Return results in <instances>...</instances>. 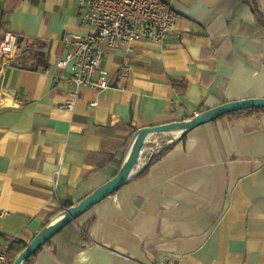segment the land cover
Wrapping results in <instances>:
<instances>
[{"label": "crops", "instance_id": "obj_1", "mask_svg": "<svg viewBox=\"0 0 264 264\" xmlns=\"http://www.w3.org/2000/svg\"><path fill=\"white\" fill-rule=\"evenodd\" d=\"M169 1L177 19L167 41L104 50L108 89L79 90L68 111L73 88L43 70L65 56V36L81 34L78 0H0V44L21 38L0 61L1 264H13L61 201L76 205L113 179L136 132L264 98V26L251 0ZM255 2L264 16V0ZM156 136L152 151L171 138ZM171 139L32 264H264V115Z\"/></svg>", "mask_w": 264, "mask_h": 264}, {"label": "built area", "instance_id": "obj_2", "mask_svg": "<svg viewBox=\"0 0 264 264\" xmlns=\"http://www.w3.org/2000/svg\"><path fill=\"white\" fill-rule=\"evenodd\" d=\"M78 4L77 27L81 34L65 36V56L56 59L51 68L43 70L53 86L73 88L62 106L68 111L73 109L79 90L108 89V73L100 64L104 50L142 41L163 45L173 32L177 19L169 0H78ZM16 50L17 38L12 34L5 35L0 44V61L9 60L7 57ZM90 107L94 108L95 104ZM160 149L143 150L135 172H140L146 166L147 158ZM3 261L4 255H0V264Z\"/></svg>", "mask_w": 264, "mask_h": 264}, {"label": "water", "instance_id": "obj_3", "mask_svg": "<svg viewBox=\"0 0 264 264\" xmlns=\"http://www.w3.org/2000/svg\"><path fill=\"white\" fill-rule=\"evenodd\" d=\"M20 42L21 38H18L17 43L20 44ZM246 109H264V98L229 102L205 111L189 121L170 123L163 126L146 128L136 132L129 157L118 174L113 179L102 185L98 190L93 192L90 196L79 202L76 206L68 209L57 221L47 226L43 231L35 236L27 247L19 254L13 264H23L39 249L43 248L48 241L56 236L69 223L74 222L80 216L87 213L91 208L123 187L127 181L137 174L135 172V166L142 155V148L152 137L156 135H167L171 138L181 137L202 125L214 122L226 115Z\"/></svg>", "mask_w": 264, "mask_h": 264}, {"label": "trees", "instance_id": "obj_4", "mask_svg": "<svg viewBox=\"0 0 264 264\" xmlns=\"http://www.w3.org/2000/svg\"><path fill=\"white\" fill-rule=\"evenodd\" d=\"M249 3H252L251 4V10H252V12H253V14L255 15V17L257 18V20H260L261 22H262V24H263V26H264V16L260 13V11L258 10V6H257V4H256V2H255V0H251V2H248V4ZM208 111V110H207ZM203 113V112H202ZM259 114H261V115H264V109H246V110H242V111H238V112H235V113H232V114H229V115H226L225 117H223V118H227V119H230V118H238V117H240V116H248V115H259ZM158 136H156V137H153L151 140H150V143L149 144H146V145H144L143 146V150H145V149H148L149 147H153L152 146V142L157 138ZM169 141H172V139L171 138H165L164 140H163V142H161L162 143V145H163V147H162V149H160L159 151H158V153H155V154H151L148 158H147V163H146V166H145V168H143V170L137 175L138 177H140V176H142L143 174H144V172H145V169L150 165V164H152V163H154V162H156L157 160H159L166 152H168L169 150H170V148H171V146H172V144L173 143H175V141L173 140L170 144H168V142ZM136 176V177H137ZM81 202V201H80ZM77 205V204H76ZM75 204H73V203H69V202H60V206H61V208H60V210L57 212V213H55V214H53L49 219H47V221H46V224H45V226H44V228H46L50 223H51V221L53 220V219H55L56 217H58V216H61V215H63L68 209H70V208H72V207H74V206H76ZM92 209V208H91ZM90 209V210H91ZM89 210V211H90ZM89 211L87 212V213H85L84 215H82V216H80L77 220H75L74 222H71V223H69L66 227H68V226H70V225H74L76 222H78L81 218H83L86 214H88L89 213ZM93 220H94V218L93 217H91L90 219H88L85 223H83L82 224V226H81V228H82V231H86L89 227H90V225L93 223ZM66 227H64V228H66ZM43 228V229H44ZM63 228V229H64ZM62 229V230H63ZM61 230V231H62ZM60 231V232H61ZM59 232V233H60ZM58 233V234H59ZM57 234V235H58ZM55 237V236H54ZM53 237V238H54ZM52 238V239H53ZM51 239V240H52ZM51 240L50 241H48L47 243H46V245H48L50 242H51ZM21 244H22V250H21V252L27 247V245H28V243H26V242H20ZM45 245V246H46ZM44 246V247H45ZM42 249V248H41ZM41 249H39L32 257H30L28 260H26L23 264H32V260L34 259V257L38 254V252L41 250Z\"/></svg>", "mask_w": 264, "mask_h": 264}, {"label": "bare ground", "instance_id": "obj_5", "mask_svg": "<svg viewBox=\"0 0 264 264\" xmlns=\"http://www.w3.org/2000/svg\"><path fill=\"white\" fill-rule=\"evenodd\" d=\"M173 134H175V133H173Z\"/></svg>", "mask_w": 264, "mask_h": 264}]
</instances>
